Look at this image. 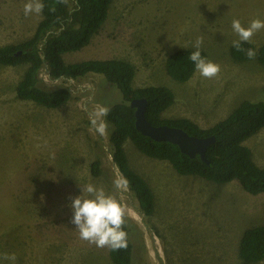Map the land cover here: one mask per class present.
<instances>
[{
  "label": "rangeland",
  "instance_id": "1",
  "mask_svg": "<svg viewBox=\"0 0 264 264\" xmlns=\"http://www.w3.org/2000/svg\"><path fill=\"white\" fill-rule=\"evenodd\" d=\"M108 15L90 43L64 54L65 63L121 59L133 65V87L164 86L173 104L164 119L186 118L201 128L223 120L243 101L264 99V66L256 59L235 61L229 48L238 39L233 19L243 26L264 20V0H110ZM27 0H0V47L29 39L41 14L24 15ZM202 40L206 59L221 67L211 79L195 71L184 83L168 76L165 62L177 50ZM264 43V29L249 41ZM27 65L0 64V256L15 253L16 264H112L108 247L79 237L71 223L73 198L93 184L114 195L126 209L133 264H264L238 257L246 229L264 225V193L250 195L237 181L216 184L181 176L166 161L142 155L124 144L130 168L153 193L154 209L145 216L111 156L110 134L90 123L97 105L109 108L121 94L100 74L49 80L42 86L68 88L71 97L55 109L20 100L15 87ZM264 168V128L243 143ZM100 162L93 177L91 164ZM84 195H87L86 193ZM0 264H9L0 259Z\"/></svg>",
  "mask_w": 264,
  "mask_h": 264
},
{
  "label": "trees",
  "instance_id": "2",
  "mask_svg": "<svg viewBox=\"0 0 264 264\" xmlns=\"http://www.w3.org/2000/svg\"><path fill=\"white\" fill-rule=\"evenodd\" d=\"M44 9L32 36L15 45L0 47V64L17 66L25 64L27 68L22 79L15 87V95L20 100L31 101L46 109H55L71 97L68 88H44L41 71L44 69L49 80L77 79L89 73L100 74L121 94V102L109 107L105 117L112 125L109 140L112 161L121 177L126 179L127 187L138 202L145 216L153 213V193L147 182L129 166L124 150L126 141H130L142 155L168 162L181 176H197L216 184L237 181L250 195L264 193V168L259 167L251 158V152L243 143L264 128V99L243 101L223 120L211 127L201 128L186 118L164 119L162 113L174 100L171 90L164 86L134 88L135 70L132 64L121 59L83 60L65 63L63 56L86 47L105 22L110 0H42ZM243 49L257 52L256 59L264 66V43L260 47L250 42H242ZM196 49H181L169 55L165 70L173 80L184 83L195 73V65L189 59ZM201 55L206 54L201 50ZM229 55L235 61H251L246 54L237 51L232 45ZM144 98L147 102L145 118L152 126L166 125L182 129L197 138L215 137L214 144L206 150V160L198 155L190 158L182 154L171 143L157 142L140 134L135 128L134 109L129 106L133 99ZM91 175H101L100 162L91 164ZM127 246L119 250L108 248L112 264H133V246L129 230ZM238 257L245 263H257L264 260V225L246 229L241 237Z\"/></svg>",
  "mask_w": 264,
  "mask_h": 264
},
{
  "label": "clouds",
  "instance_id": "3",
  "mask_svg": "<svg viewBox=\"0 0 264 264\" xmlns=\"http://www.w3.org/2000/svg\"><path fill=\"white\" fill-rule=\"evenodd\" d=\"M44 9L42 0H27L24 4V15L41 14ZM232 29L237 34L238 39L232 42V46L237 50L244 52L248 59H254L257 52L251 48L243 49L242 42H249L252 37L264 29V20L259 18L251 20L245 27L239 19H233ZM202 40L197 39L189 59L194 63L195 69L199 74L207 79L216 77L221 67L219 64L207 60L201 55ZM109 108L97 105L91 112L90 123L95 130L104 135L107 131V123L104 117L108 115ZM117 189L126 187L127 181L119 178L114 181ZM82 194L72 199L70 208L72 210L71 223L76 226V231L83 241L94 244L98 248L108 247L112 250H119L127 246L128 234L124 231L126 209L121 202L114 196L106 194L102 187L88 184L82 189ZM87 195H84V194ZM0 259L8 261L9 264H16L15 253H4Z\"/></svg>",
  "mask_w": 264,
  "mask_h": 264
},
{
  "label": "water",
  "instance_id": "4",
  "mask_svg": "<svg viewBox=\"0 0 264 264\" xmlns=\"http://www.w3.org/2000/svg\"><path fill=\"white\" fill-rule=\"evenodd\" d=\"M129 106L134 109L135 128L140 134L157 142L171 143L177 146L182 154L190 158L198 155L200 159L207 161L205 154L207 148L215 142L213 135L197 138L179 128L166 125L152 126L145 118L147 102L144 98L131 100Z\"/></svg>",
  "mask_w": 264,
  "mask_h": 264
}]
</instances>
